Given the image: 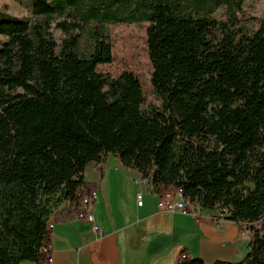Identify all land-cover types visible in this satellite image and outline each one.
<instances>
[{"label":"trees","instance_id":"16d2710c","mask_svg":"<svg viewBox=\"0 0 264 264\" xmlns=\"http://www.w3.org/2000/svg\"><path fill=\"white\" fill-rule=\"evenodd\" d=\"M245 1L32 0L25 17L0 13V264L47 263L50 218H76L109 154L148 178L144 191L182 189L238 225L246 257L214 264H264V17L247 27ZM144 22L149 103L134 72L98 71L114 59L110 26Z\"/></svg>","mask_w":264,"mask_h":264},{"label":"crops","instance_id":"0c3cea01","mask_svg":"<svg viewBox=\"0 0 264 264\" xmlns=\"http://www.w3.org/2000/svg\"><path fill=\"white\" fill-rule=\"evenodd\" d=\"M84 176L86 181L100 178L94 165ZM141 177L139 170L109 154L106 176L91 206L100 230L77 218L55 222L50 232L53 260L46 264H174L182 252L205 264L242 261L238 244L249 240L236 223L218 210L201 209L198 216L160 210L158 193L147 191L139 206L135 181Z\"/></svg>","mask_w":264,"mask_h":264},{"label":"rangeland","instance_id":"374dc122","mask_svg":"<svg viewBox=\"0 0 264 264\" xmlns=\"http://www.w3.org/2000/svg\"><path fill=\"white\" fill-rule=\"evenodd\" d=\"M31 4L32 0H1L0 13L8 11L16 16L25 17L29 15L27 8ZM244 9V24L247 27H254L253 17H264V0H246ZM216 16L218 18L223 17L224 11L219 10ZM148 26L149 23L146 22L137 24H112L110 29L114 41V59L110 64L99 65L98 71L103 73L108 72L113 76H118L125 71L134 72L142 82L145 97L149 103L154 101L155 97L151 83L152 64L147 46ZM194 212H196L195 209ZM243 238L249 240L247 235H244ZM248 250V242H240L237 252L239 259L243 260Z\"/></svg>","mask_w":264,"mask_h":264},{"label":"built area","instance_id":"2783aa9c","mask_svg":"<svg viewBox=\"0 0 264 264\" xmlns=\"http://www.w3.org/2000/svg\"><path fill=\"white\" fill-rule=\"evenodd\" d=\"M147 179H138L136 180V185L138 186V191L136 195L137 204L139 206H142L144 204V186L147 184ZM168 190H173V198H165L162 197V192L158 193V207L160 210L168 211V212H178L182 214H193L195 216H198L199 211L196 210V212H189L186 208V202L179 201L178 197H175V188H170ZM98 188L97 187H90L87 190V193L80 192L79 196H81L83 200V207L81 209H78L74 212V216L79 220H85L92 224L94 226V229L96 231L100 230V227L95 224V217L92 211V204L96 199L98 198ZM56 211V210H55ZM54 211V213H55ZM53 213V214H54ZM55 220L54 215L50 218L48 230L51 232L54 228ZM52 242L49 240L47 243H45L42 247V250L46 252V260L47 262H52L53 258L51 255L52 251ZM182 257H186L188 255L186 252L181 253Z\"/></svg>","mask_w":264,"mask_h":264},{"label":"bare ground","instance_id":"6f19581e","mask_svg":"<svg viewBox=\"0 0 264 264\" xmlns=\"http://www.w3.org/2000/svg\"><path fill=\"white\" fill-rule=\"evenodd\" d=\"M140 179H145V178L141 177ZM147 182H148V180H147ZM162 197L173 198V190H165V191H163L162 192ZM175 197H178L179 201L186 202L187 211L194 212L193 206L184 199V195H183V190L182 189L175 188ZM186 257H187V255H186Z\"/></svg>","mask_w":264,"mask_h":264}]
</instances>
